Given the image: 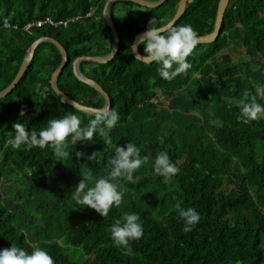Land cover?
I'll list each match as a JSON object with an SVG mask.
<instances>
[{"label":"trees","instance_id":"obj_1","mask_svg":"<svg viewBox=\"0 0 264 264\" xmlns=\"http://www.w3.org/2000/svg\"><path fill=\"white\" fill-rule=\"evenodd\" d=\"M106 1L0 0V92L31 44L46 37L68 54L56 86L81 105L104 107V97L75 77L73 62L112 52L102 13ZM218 1L188 0L173 26L190 24L198 36L211 33ZM178 3L166 0L153 9L127 1L111 4L119 50L104 64L81 62L79 69L108 94L120 120L109 131L110 142L99 132L91 141L69 140L66 157L58 158L51 146L10 143L17 122L31 133L67 114L80 116L86 127L96 115L59 100L49 81L61 55L49 42L38 45L15 88L0 99V249L44 248L55 264H264V119H239V102L256 94L257 86L264 89V0H230L216 40L197 44L187 58L191 67L167 80L157 63L137 60L131 46L150 19L159 28L167 24ZM74 16L82 18L65 28L24 29L46 17ZM226 50L243 58L233 61L222 54ZM257 101L264 104L259 95ZM129 141L149 160L133 173L140 177L137 183L120 178L123 202L104 217L79 205L76 187L85 174L92 173L89 187L107 176L115 147ZM161 151L179 169L170 181L153 170ZM177 202L200 215L191 231H184ZM125 213L138 214L143 225V236L130 241L131 251L117 246L110 231Z\"/></svg>","mask_w":264,"mask_h":264},{"label":"clouds","instance_id":"obj_2","mask_svg":"<svg viewBox=\"0 0 264 264\" xmlns=\"http://www.w3.org/2000/svg\"><path fill=\"white\" fill-rule=\"evenodd\" d=\"M198 43V34L190 24L173 26L165 34L161 28L155 26L154 20L150 19L146 31L132 44V53H139V56H146L149 61L157 63L160 77L172 80L191 67L187 58L193 54ZM141 46H143L142 53L139 50ZM257 95L264 98V89L260 86H257L256 94H251L249 100L242 99L239 102L241 111L239 119L245 123L264 119V104L257 101ZM119 120L118 111L106 106L86 127L81 126V118L76 114L51 119L47 127L39 132L29 133L24 123L17 122L13 125L15 135L10 143L14 148H20L21 145H26L29 149L51 146L58 158L66 157L69 155V140L71 143L77 140L91 141L99 132L110 142L109 131ZM148 160L149 157L142 156L140 148L132 141L126 145H117L110 161L111 170L108 175L101 176L93 186L89 187L86 181L92 173H86L85 179L76 187V202L81 206L95 209L103 217L107 216L114 205L119 206L123 202L124 191L120 187V178L137 183L140 177H134L133 173H136ZM153 170L155 174L169 181L179 171L169 154L164 151L159 152L155 157ZM175 208L184 221V231H191L200 220L198 211L194 207H182L180 202L176 203ZM110 231L117 246H123L131 251L130 241L138 240L143 236V225L138 214L125 213L111 225ZM0 264H55V261L44 248L36 247L29 252L25 248L11 245L0 249Z\"/></svg>","mask_w":264,"mask_h":264},{"label":"water","instance_id":"obj_3","mask_svg":"<svg viewBox=\"0 0 264 264\" xmlns=\"http://www.w3.org/2000/svg\"><path fill=\"white\" fill-rule=\"evenodd\" d=\"M116 1H127V2H132L134 4H137L143 8L147 9H153L156 7L161 6L166 0H158V1H149V0H107L104 7H103V17L106 20L111 33L113 37V49L112 52L104 57H99V56H82L74 60L73 62V73L75 77L82 83L88 85L89 87L93 88L95 91L100 93L104 99H105V105L104 107L97 109V108H92V107H87L84 105H81L80 103L72 100L70 97H68L66 94H64L57 86H56V81L60 73L63 71L65 66L68 63V54L66 50L62 47V45L57 42L56 40L52 38H39L36 41H34L31 46L28 48V50L25 53V56L22 60V63L20 65L19 71L17 72L16 76L12 80V82L9 84L7 88L2 90L0 92V99L5 97L7 94H9L17 85L18 81L26 71L30 61L32 60L36 49L39 44L44 43V42H49L53 44L57 50L59 51L62 61L59 67L54 71V73L51 75L50 78V85L59 98V100L64 103L68 104L72 107H74L76 110L87 113V114H97L99 111L103 110L106 106L110 107V100L108 94L102 89V87L94 80L86 77L80 72L79 69V64L81 62H93V63H99V64H104L108 61H110L113 57L116 56L118 50H119V37L118 33L116 30V26L114 24V20L112 18L111 12H110V6L112 3ZM188 0H179L177 9L175 11V14L173 15L172 19L165 24L164 26L160 27L164 32L168 31L183 15L186 5H187ZM230 0H219L218 5H217V11H216V17H215V22H214V30L203 36H198L199 37V43L198 44H208L212 43L213 41L216 40L220 28H221V23L223 21L224 13L226 11V8L229 4ZM146 30L141 31L137 33L134 37L133 43H135L138 39V37L143 34ZM131 53H132V46H131ZM132 55L139 61L145 63V64H151L153 62L149 61L146 56H139V53H132Z\"/></svg>","mask_w":264,"mask_h":264},{"label":"built area","instance_id":"obj_4","mask_svg":"<svg viewBox=\"0 0 264 264\" xmlns=\"http://www.w3.org/2000/svg\"><path fill=\"white\" fill-rule=\"evenodd\" d=\"M93 14V11L88 12L87 14H85V16H83L84 18H88ZM82 18V16H74L69 20L66 21H54L49 17H46L42 20H38L32 23H29L25 26V30H29L31 27H41L43 25H50L52 27H63L65 28L66 26H68V24L70 23H74V22H78L80 21ZM4 26L8 27V24L5 22Z\"/></svg>","mask_w":264,"mask_h":264},{"label":"rangeland","instance_id":"obj_5","mask_svg":"<svg viewBox=\"0 0 264 264\" xmlns=\"http://www.w3.org/2000/svg\"><path fill=\"white\" fill-rule=\"evenodd\" d=\"M223 55H227L231 60L236 61L240 58H243V54L241 52H236L232 50H226L222 52ZM93 67V66H92ZM189 163L185 161L183 166H187Z\"/></svg>","mask_w":264,"mask_h":264}]
</instances>
